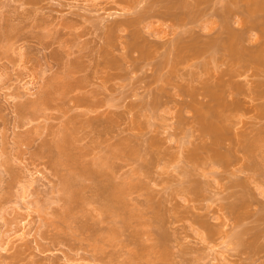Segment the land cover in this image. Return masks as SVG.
Here are the masks:
<instances>
[{"label":"rangeland","instance_id":"1","mask_svg":"<svg viewBox=\"0 0 264 264\" xmlns=\"http://www.w3.org/2000/svg\"><path fill=\"white\" fill-rule=\"evenodd\" d=\"M134 6L137 7L135 0H0V264H5L3 259L23 244L30 249L20 264H101L90 258L88 245L92 242L88 235L74 230L78 222L102 220L98 203L88 200L90 193L86 189L74 188L81 194L75 203V220L71 218L76 223L69 220L66 224L61 214L65 204L59 200L66 195L55 190L58 176L47 159L34 158L41 141H53L67 117L86 107L70 109L63 99L55 98L37 118L29 120L22 119L17 105L35 98L50 80H60L67 62L77 59L90 67L105 44L104 29L113 19L132 15ZM151 30L142 29L146 36ZM120 34L114 56L127 71L108 82L114 90L99 95L103 103L87 116L115 120L117 132L102 134L106 127L94 125L88 133H79L80 138L83 134L85 138L75 143L90 153L87 160L109 156L111 149L118 146L123 151L119 179L133 180L138 185V191L121 202L123 227L113 244L106 247L102 259H113V264L131 257L135 264H251L243 263L237 255L231 235L242 227H235V216L228 214L227 204L245 196L250 206L245 209L243 227L252 230L244 238L258 232L264 244V221L259 219L264 216V142L253 146L257 150L254 159H248L244 151H234L226 173L225 168L211 163V152L201 148L206 139L197 130L191 98L184 94L187 87L201 92V81L219 77L232 66L220 59L204 68L201 59L175 65L171 61L159 69L165 60L163 48L153 59L136 63L141 67L132 68L133 62L124 60L129 29ZM158 36L163 42L174 38L164 32ZM250 39L255 43L258 35ZM158 75L162 78L158 79ZM102 80H92L89 88L100 89ZM238 80L248 90H264V68H254ZM161 92H165V105H142ZM252 96L243 98L240 111L232 113L229 139L224 142L228 149L252 130L253 136H264V120L255 118L257 111L251 109L264 104V100L253 101ZM107 98L113 102L106 103ZM197 99L207 101L202 96ZM28 135L31 140L18 147L19 138ZM190 150L198 154L192 162L187 158ZM249 163L255 170L245 168ZM234 180H240L242 185H233ZM193 185L203 189L197 199L188 194ZM195 216L223 229L229 237L208 238L194 221ZM103 225L109 231L111 218L106 217ZM58 239L65 240L59 243ZM155 252L159 254L158 261L153 260ZM261 255L257 264L264 262V253Z\"/></svg>","mask_w":264,"mask_h":264},{"label":"bare ground","instance_id":"2","mask_svg":"<svg viewBox=\"0 0 264 264\" xmlns=\"http://www.w3.org/2000/svg\"><path fill=\"white\" fill-rule=\"evenodd\" d=\"M131 1L115 0V2ZM135 2L137 7H133L132 15L125 14L126 18L113 19L104 29L102 38L105 44L97 51L98 58L90 67L82 65L77 59L67 62L63 65L60 80H50L37 92L35 98H28L17 105L22 119L29 120L37 118L39 113L44 111L55 98L63 99L70 109L86 107V110L67 117L63 128L55 133L53 141H41L39 150L34 153V158L47 159V164L52 167L53 174L58 176L59 183L55 186V190L66 195L63 198L59 197V200L65 204V210L61 214L66 217L67 222L64 219L66 224L74 214L76 201L81 198L80 192L73 191L74 188L86 189L90 193L88 200L98 203L102 220L93 219V223L76 220L79 224L77 223L74 230L88 235L87 239L92 242L88 245L90 258L101 264H113L111 262L113 259L106 262L102 257L106 253V247L113 244L112 242L118 238L123 227L120 213L121 202L126 196L135 194L138 191V185L133 180L128 182L119 179L118 171L120 161L123 159L121 148L116 146L111 149L109 156L87 160L86 157L90 153L79 149L75 143L85 138V134L80 138L79 133H88L89 128L94 125L106 127L101 131L102 134L117 132L115 120L87 116L90 112H95L96 107L103 103L104 100L99 98V95L107 94L109 89L114 90V86L109 85L108 82L119 78L127 71V67L114 56L115 41L117 37H122L121 32L129 29L124 47L127 50L124 60L132 61V68L141 67L136 63H145L153 59L163 48L165 50L161 55L165 60L159 64V69L166 64H171V61H174L175 65L183 61L201 59H204L201 63L204 68L212 60L220 59L232 66V70L221 72L219 77L201 81V92L190 87L184 89V94L191 98L189 104L196 113L197 130L200 136L206 139L201 148L211 152L212 164H219L225 168L224 171L227 173L234 151H244L248 159H254L257 150L255 151L253 146L255 143L264 142V136L260 138L253 136L254 131L252 130L240 140L235 141L234 148L228 149L224 145V142L229 139L228 122L232 120V113L240 111L242 103L245 102L243 98L247 100L245 97L254 94L251 97L253 101L264 100V90L256 92L248 90L238 80L254 68H264V0H135ZM236 23L238 24L235 26ZM143 28L152 29L148 31V36L143 33ZM161 32L174 35V38L163 42L162 36H158ZM253 34L258 35L255 43L250 39ZM51 56L54 55L51 54ZM82 72H85L84 75L77 78L76 75ZM255 74L253 71V75ZM157 78H162V75H158ZM94 79H103L100 89L89 88V83ZM162 93L165 92L156 95L150 103L142 105L160 108L167 103L163 100ZM199 96L207 101H199L197 99ZM230 96H233L232 100L228 99ZM105 102L112 103L113 100L107 98ZM251 109L257 111L255 118L264 120L263 103L256 104ZM116 137L117 135L113 136V138ZM30 140L31 135L22 136L16 145L20 147ZM258 145L262 146V144ZM187 158L192 162L198 158V154L190 150ZM245 168L255 170L253 163L247 164ZM226 177L225 175L224 178ZM232 183L235 186L242 185L240 180H234ZM202 190L199 185H193L188 189V194L197 199ZM2 197L5 202L7 195L4 194ZM249 206V201L244 195L237 201L227 204L228 214L235 216V227H242L241 230L231 235V239L236 243L237 255H240L243 263L249 261L251 264H257L258 258L262 257L261 253H264V244L260 242L262 235L259 233L260 236L258 232L248 239L244 238L252 230V228L243 227L247 215L245 209ZM0 208L2 209V205ZM106 217L111 218L113 222L109 231L103 225ZM72 219L75 220V218ZM159 219L162 221L164 217ZM259 219L264 221V216H260ZM73 220L71 223L75 222ZM205 220L201 216L194 218L208 238H215L219 235L229 237L222 231L223 229H218L219 227L216 228ZM71 229H73L72 226ZM59 240L58 242L61 243L65 239ZM29 249L27 244L20 245L12 254H7L8 256L2 262L18 264L25 260L24 255ZM155 254L153 260L158 261L159 254L157 252ZM117 264H135V262L131 257L128 261ZM148 264L153 263L149 261Z\"/></svg>","mask_w":264,"mask_h":264}]
</instances>
